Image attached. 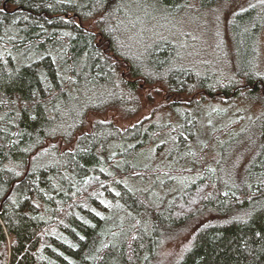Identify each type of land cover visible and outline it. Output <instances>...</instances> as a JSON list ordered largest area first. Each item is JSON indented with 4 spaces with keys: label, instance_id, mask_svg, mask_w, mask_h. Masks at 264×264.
<instances>
[{
    "label": "trees",
    "instance_id": "trees-1",
    "mask_svg": "<svg viewBox=\"0 0 264 264\" xmlns=\"http://www.w3.org/2000/svg\"><path fill=\"white\" fill-rule=\"evenodd\" d=\"M219 1L0 0V264H148L163 232L207 212L216 217L176 264H264V0L235 13L234 61L218 74L190 65L166 13H146L153 2L180 13ZM231 100L251 116L192 161L196 179L176 191L128 185L155 175L135 160L164 148L168 128L171 148L194 145L205 104ZM250 136L241 174L222 169Z\"/></svg>",
    "mask_w": 264,
    "mask_h": 264
},
{
    "label": "rangeland",
    "instance_id": "rangeland-1",
    "mask_svg": "<svg viewBox=\"0 0 264 264\" xmlns=\"http://www.w3.org/2000/svg\"><path fill=\"white\" fill-rule=\"evenodd\" d=\"M257 1L260 0H221L212 4L210 8L207 7L205 10L199 12L195 10L197 8H194L186 11L180 10L182 13H177V10L173 13L169 9L157 8L158 4L153 2V6L146 7V13L153 16L156 14V11L158 13H166L169 21L165 18V21L163 20L161 23L168 28L170 38H175V41L180 46L184 44L183 51L189 54L185 58L193 61L190 65L198 63L197 66L199 67L203 63V65H208L218 74L229 70V65L234 61L230 23L235 13ZM139 36L140 33L137 34V37ZM126 42L133 48L137 47L136 41ZM257 52V70L264 73V24L257 40ZM200 69L207 70L208 68L202 66ZM220 103H223V105L212 104L210 102L205 104L202 110L201 127L195 132L198 139L194 142V145L190 144L189 139H185L181 145L171 148V145H173V135L170 131L171 129L168 128V144L164 148L158 149L155 146V149H151L149 153L138 156V159L135 160L140 165H145L143 163H146L152 169H155V175L150 176L146 180L130 178L128 185L138 184L145 187L157 180L160 182L158 185L163 187L161 186L162 184H167L172 181V186L169 188V191H176L183 187L186 182L188 183V181L196 179L200 173L197 174L190 169L191 163L193 164L195 160L196 162H200L201 158L205 160L210 156H214L217 146L222 140L234 134L246 123L247 118L251 116V110H241L239 108V104L241 103L235 100ZM114 117L116 119L117 115H114ZM127 121L129 119H120L118 124L122 126ZM201 131H203V135H201ZM252 136L248 139H243L240 143H235L226 150L227 154L222 160L224 164L220 163L222 169L225 166L227 172L241 174L244 166L248 164L256 151L255 145L257 142L253 145L254 136ZM204 146L203 155L202 152L199 153V150L203 149ZM167 148H169L168 150L173 149V151L168 152L166 151ZM183 148H187V150L186 153L182 154L184 155L182 158L188 157V160L191 161L188 162L187 160L177 165L174 157L177 153L181 154L184 150ZM212 165L210 161L209 166L211 168ZM106 169L109 170L108 166H106ZM112 173H114L117 181L122 179V173L118 170L117 172L112 171ZM163 188L164 190L167 189L166 187ZM109 189L115 192L113 186L109 185ZM160 190L163 191L162 188ZM215 217L216 214L212 212L194 215L172 230L163 232L158 244L157 253L150 259L148 264H176L191 243L194 231L201 223L212 221Z\"/></svg>",
    "mask_w": 264,
    "mask_h": 264
},
{
    "label": "water",
    "instance_id": "water-1",
    "mask_svg": "<svg viewBox=\"0 0 264 264\" xmlns=\"http://www.w3.org/2000/svg\"><path fill=\"white\" fill-rule=\"evenodd\" d=\"M7 1H8V0H3V6H5V4H6Z\"/></svg>",
    "mask_w": 264,
    "mask_h": 264
}]
</instances>
